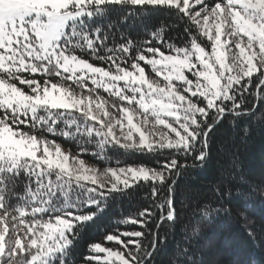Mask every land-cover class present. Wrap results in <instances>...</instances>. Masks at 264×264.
<instances>
[{
  "label": "snow or ice",
  "instance_id": "obj_1",
  "mask_svg": "<svg viewBox=\"0 0 264 264\" xmlns=\"http://www.w3.org/2000/svg\"><path fill=\"white\" fill-rule=\"evenodd\" d=\"M254 121L264 0H0V264H153L186 210L169 264H223L235 246L206 232L235 206L254 239L247 212L264 185L237 182L234 155L211 200L178 199V180L209 165L226 123ZM141 191L145 206L81 251Z\"/></svg>",
  "mask_w": 264,
  "mask_h": 264
},
{
  "label": "trees",
  "instance_id": "obj_2",
  "mask_svg": "<svg viewBox=\"0 0 264 264\" xmlns=\"http://www.w3.org/2000/svg\"><path fill=\"white\" fill-rule=\"evenodd\" d=\"M164 14L157 18L149 20V25L158 23L164 19ZM182 31V29L180 30ZM139 33L144 34L143 27H138L133 31V35ZM169 35L175 37L177 31H172ZM247 129L245 134L242 129ZM216 151L209 165L203 170H194L190 176H183L178 180V199L190 203L193 207L200 201H208L213 199V185L216 182L218 170L222 164L230 160L233 155L238 161L235 179L237 182L241 178L250 186L257 188L264 185V127L258 125L255 121L251 126L241 124L240 127L234 128L231 123H226L215 137ZM228 148L227 153L224 147ZM131 162V160H129ZM263 173V174H261ZM143 191L139 195L115 202L106 212L105 216L99 221L98 226L90 229L82 239L81 251H83V243L102 239L106 226L115 224L125 216L136 213L145 206L142 200ZM192 196L194 199L188 200ZM248 216L256 222V236L250 238L248 235L247 225L244 220L236 213L233 207V216L227 221L217 222L206 232V236L215 242L228 240L235 246V253L229 250L221 256L223 264H233V261L240 259L242 254L250 253L257 260L264 255V234L260 232V226L264 224V200H261L257 194L252 204L248 208ZM190 211H185L182 215L181 223L173 229L168 230L166 244H161L160 250L155 255L153 264H169V260L177 245L184 243L183 224L189 219ZM127 230H140L137 226H127ZM200 243H204L203 240Z\"/></svg>",
  "mask_w": 264,
  "mask_h": 264
},
{
  "label": "rangeland",
  "instance_id": "obj_3",
  "mask_svg": "<svg viewBox=\"0 0 264 264\" xmlns=\"http://www.w3.org/2000/svg\"><path fill=\"white\" fill-rule=\"evenodd\" d=\"M261 174H263V173H261Z\"/></svg>",
  "mask_w": 264,
  "mask_h": 264
}]
</instances>
